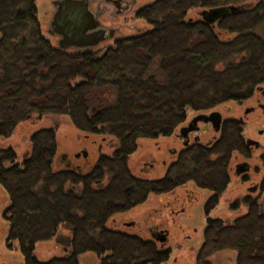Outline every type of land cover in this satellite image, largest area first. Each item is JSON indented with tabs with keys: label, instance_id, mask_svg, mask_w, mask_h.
Masks as SVG:
<instances>
[{
	"label": "trees",
	"instance_id": "trees-1",
	"mask_svg": "<svg viewBox=\"0 0 264 264\" xmlns=\"http://www.w3.org/2000/svg\"><path fill=\"white\" fill-rule=\"evenodd\" d=\"M220 6L238 9L214 25L186 19L191 10ZM135 17L150 30L103 50H60L43 36L35 0H0V137L32 115H56L85 137L115 140L113 154L98 155L92 166L58 165L52 129L32 133L19 164L9 145L0 146L7 240L17 242L23 264H79L88 255L95 264H166L168 251L106 223L186 184L211 193L208 213L229 185L232 155L247 157L240 123L227 120L216 142L182 150L158 180L136 178L127 165L139 141L170 137L186 110L248 103L261 90L264 0H156ZM244 204L246 213L231 225L207 220L195 264H211L224 250L235 251L234 264H264V214L258 200ZM60 224L71 231L69 254L37 261L35 245L54 238Z\"/></svg>",
	"mask_w": 264,
	"mask_h": 264
},
{
	"label": "rangeland",
	"instance_id": "rangeland-1",
	"mask_svg": "<svg viewBox=\"0 0 264 264\" xmlns=\"http://www.w3.org/2000/svg\"><path fill=\"white\" fill-rule=\"evenodd\" d=\"M56 0H35L37 9V19L43 36L49 39L52 46H56V38L47 32V18L49 11L51 12L52 3ZM92 2V0H90ZM130 3L128 11L116 14L113 18L111 8L108 4L104 5L108 16L99 17L109 28H118L120 31L112 40H103L97 48L103 50L105 47L112 45L115 41L135 37L141 32L150 30V25L145 21L137 19L135 12L141 7L150 4L156 0H126ZM104 9V10H105ZM200 10L194 9L188 12L186 19L192 21L200 20ZM106 15V14H105ZM105 18V21L102 20ZM149 76L158 79V73L150 71ZM257 101L264 105V85L261 90L254 93L253 97L245 103H230L225 105L229 109H233L232 114L223 113L224 118H233L238 120L243 118L242 131L246 137H252L261 143H264V134L259 138L256 136V128L264 127V108L256 109L253 112L243 115L245 108L257 107ZM221 110V109H220ZM196 115L190 110H186V120L188 122L192 116ZM201 127L202 125L199 124ZM41 129H52L55 132V141L57 145L56 163L62 166L60 156H65L66 161L81 164L87 162L90 166L95 164V159L100 154L110 156L114 152L115 140L108 136L85 137L76 131L69 120L65 116L46 115L37 117L32 115L30 119L20 123L9 138L0 137V146L9 145L16 153L17 163H21L24 156L30 149L29 139L32 133ZM168 138H158L156 140H142L138 142L136 151L127 158V165L131 174L140 179H158L164 176L166 167L175 160L178 152L183 150L180 140L175 133ZM219 134L210 131L199 139V143L205 145L213 138H217ZM193 136H191L192 140ZM95 140L93 143L92 141ZM215 140V139H214ZM175 150L174 154L169 151ZM86 151L87 157L79 156L74 158L75 154H81ZM259 151L254 152L253 156L248 160L252 168L246 175L247 180L243 181L240 177H236L229 172L230 183L227 189L217 198V204L213 209L205 214V205L211 197V193L204 190L196 189L192 184H187L180 189L173 191L167 195L152 196L142 205L124 213L115 215L107 223L106 226L115 231H122L135 235L143 240L153 241L150 236V230L154 225H160L163 229L168 230V243L163 250L170 252L169 260L166 264H172L173 260L178 261L175 264H194L196 249L199 248L202 238V230L204 229L207 219H217L224 225H231L236 218L244 215L247 207L244 204L246 197L251 200H258L259 210L264 214V193L259 190L252 193L247 191L249 186L258 184L264 174V169L258 160ZM235 155L232 157L230 166H233ZM61 159V160H60ZM237 161H241V158ZM163 163V164H162ZM189 192L198 194L197 199L191 203H185V195ZM198 192V193H197ZM192 199L194 197L190 195ZM177 200L178 202H176ZM167 205H170L167 207ZM8 206V198L5 192L0 188V214L5 207ZM184 207V211H182ZM191 207V208H190ZM158 209V210H157ZM174 220L175 222H172ZM172 222V223H171ZM182 224L183 229L178 228ZM196 228L199 232H193ZM149 229V230H148ZM8 223L1 218L0 215V264H23L24 258L21 255L17 242L7 241ZM71 231L64 225L60 224L56 235L49 241L37 243L34 247L33 256L39 262H47L53 258H61L70 252ZM159 248V244L155 242ZM184 256V258L182 257ZM235 251L224 250L213 254L209 258L211 264H234ZM184 259V260H183ZM96 259L92 255L83 256L79 260V264H95Z\"/></svg>",
	"mask_w": 264,
	"mask_h": 264
},
{
	"label": "flooded vegetation",
	"instance_id": "flooded-vegetation-1",
	"mask_svg": "<svg viewBox=\"0 0 264 264\" xmlns=\"http://www.w3.org/2000/svg\"><path fill=\"white\" fill-rule=\"evenodd\" d=\"M106 4H108V6L112 9L111 10V14L113 15V18L115 17V15L116 14H120V13H122V12H124V11H128V9L130 8V3L129 2H127L126 0H92V2H91V5H90V7H91V10L93 11V13H94V15L97 17V20L100 22V24L102 25L101 26V29H103L104 31H105V33H106V35L105 36H107V34L109 33V31L111 30V31H113L114 32V36L117 34V32H119L120 30L118 29V28H116V27H114V28H109V26H106L105 24H104V22L103 21H101L100 20V18L99 17H106V16H108V18H110L109 17V14H107L106 12H107V10L105 9V7H104V5H106ZM52 6V5H51ZM105 9V10H104ZM139 10V9H138ZM137 10V11H138ZM136 11V12H137ZM53 12H54V7L52 6V9H51V12H50V14L48 15V18H47V27H46V29H47V32H49L50 30H53V32H54V29L53 28H51V27H49L48 26V22H49V20L51 19V17H52V14H53ZM136 12H135V14H136ZM106 14V15H105ZM102 20H104L105 21V18H102ZM114 36L111 38V39H106L105 41H107V40H112L113 38H114ZM53 37H55L56 38V42H57V40H58V37L57 36H53ZM102 42H104V41H102ZM102 42H100L99 44H101ZM98 44V45H99ZM257 110L258 109H263L264 108V105L263 104H260V102L259 101H257ZM221 110H213V111H209V112H206V113H195L196 115H194V116H192V118H190L189 120H188V122H186L185 124H182V125H180L175 131H177L176 133H175V136L180 140V142H181V144H182V146H183V148L184 149H187V148H189V147H192V146H194V145H198V146H200V147H203V148H207V146H210L212 143H214V142H216L217 140H218V138H219V136H220V133H221V127H222V124L225 122V121H227V120H235V121H237L238 123H240V126H242L243 125V118L242 117H239V119L238 120H236V119H233V118H224L223 117V113H228V114H232L233 113V109L231 108V109H229L228 111H225V110H223L222 109V107L220 108ZM256 109H254V108H245V110H244V112H246V111H248V113H249V111L250 112H253V110H256ZM211 112H218L219 114H220V116H221V123H220V126H219V128H218V130L217 131H215L214 130V128H213V125H212V123L211 122H206V123H204V122H202V121H198V122H196V123H193L192 122V119L193 118H195V117H197L198 115H208L209 113H211ZM247 113H245L244 115H246ZM199 124H201L202 126L200 127L199 126ZM182 129H185L184 131L182 130ZM174 131V132H175ZM210 131H213L215 134H219V136L217 137V138H213L209 143H207V144H205V145H202V144H200L199 143V139L202 137V136H205L207 133H209ZM255 131H256V136L255 137H261V135L262 134H264V127H260V128H256L255 129ZM174 132H173V134H174ZM172 134V135H173ZM171 135V136H172ZM191 136H193V138H192V140H191ZM241 137H242V139H243V143H244V147H245V149H246V152H247V157H245V156H243V155H240V154H234L235 155V157H234V160L233 161H235L234 163H233V166L231 167L230 166V163H229V166H228V172H227V176H228V179H229V183H230V177H229V172H232V174L234 175V176H236V177H240L243 181H245V180H247L248 179V177L246 176L249 172H250V170H251V168H252V166H251V164L248 162V160L253 156V154H254V152H257V151H259V154H258V160L260 161V163H261V158L264 156V143H261V142H259L258 140H256V139H253L252 137H246L245 136V133L242 131V128H241ZM215 139V140H214ZM248 141H253V142H255L256 144H251V143H248ZM183 149V150H184ZM169 151V150H168ZM182 151V150H181ZM180 151V152H181ZM84 152V151H83ZM83 152H81V154H75V155H77L78 157L79 156H81L82 157V153ZM171 154H174L175 153V150H170L169 151ZM180 152H178L177 153V155H176V158H177V156H178V154L180 153ZM75 155H74V158H78V157H75ZM234 155H232V157L234 156ZM61 157V159L63 160V161H65V156H60ZM87 157V156H86ZM239 157L241 158V161H237L238 159H239ZM176 158H175V160H176ZM175 160L173 161V162H175ZM231 160H232V158H231ZM231 160H230V162H231ZM173 162H171L170 164H172ZM163 164V163H162ZM169 164V165H170ZM169 165L166 167V169H165V171H164V173H166V171H167V169H168V167H169ZM261 165H262V163H261ZM262 168L264 169V166L262 165ZM165 175V174H164ZM163 177V176H162ZM161 177V178H162ZM158 179H160V178H158ZM158 179H151V180H158ZM264 180V174H263V176L261 177V179H260V181L258 182V184H254V185H252V186H249L248 188H247V191H249V192H252V193H254V192H256V191H258L259 190V192H260V185H261V183H262V181ZM187 185V184H186ZM186 185H184V186H186ZM184 186H182V187H184ZM181 187H179L178 189H180ZM197 189V188H196ZM227 189V188H226ZM177 190V189H176ZM200 190V189H199ZM175 191V190H174ZM198 193V192H197ZM168 194H170V193H168ZM164 195H167V194H164ZM190 195H192L193 197H194V199H192L191 197H190ZM197 196H198V194L196 195H194V192H189V194L188 195H185V203H187V204H189V203H191L190 205H191V207H192V205H193V202H195L196 201V199H197ZM176 202H178L177 200H175ZM168 206H170V205H167V207ZM190 207V208H191ZM137 208V207H136ZM184 207H182V211H184V209H183ZM6 209H7V207H5V209L4 210H2V213L0 214L1 215V218L2 219H4V220H6V215H5V211H6ZM135 209V208H134ZM133 210V209H132ZM158 210V209H157ZM131 211V210H130ZM211 211V210H210ZM209 211V212H210ZM129 212V211H128ZM127 213V212H126ZM205 214H208L207 212H204ZM121 214H124V213H121ZM117 215H119V214H117ZM207 220H209V219H207ZM7 221V220H6ZM172 222H175L174 220H172ZM171 222V223H172ZM8 223V222H7ZM207 223V222H206ZM206 226V225H205ZM178 228H180V229H183V226H182V224H179L178 225ZM204 229H205V227H204ZM204 229L202 230V233H201V235H202V238H201V243H200V246H199V248L198 249H196V254H195V258H194V264H195V259H196V255H197V253H198V251L200 250V247H201V245H202V243H203V233H204ZM149 230V229H148ZM120 232H122V231H120ZM193 232H196V233H198L199 231L196 229V228H194L193 229ZM125 233V232H124ZM150 236H151V238H152V240H154V244L156 245V243L155 242H157L158 244H159V249H161V250H163V248H164V246L168 243V239H169V235H168V230L167 229H163L160 225L158 226V225H154V227L150 230ZM163 237H165L166 238V240H165V242H163V243H160L159 242V240L161 239V238H163ZM8 241V240H7ZM157 246V245H156ZM158 248V247H157ZM164 251H168L169 252V249L167 250H164ZM170 253V252H169ZM169 257H170V254H169ZM183 258H184V256H182ZM184 260V259H183ZM178 260L177 259H175V260H173V262H172V264H175L176 262H177Z\"/></svg>",
	"mask_w": 264,
	"mask_h": 264
},
{
	"label": "water",
	"instance_id": "water-1",
	"mask_svg": "<svg viewBox=\"0 0 264 264\" xmlns=\"http://www.w3.org/2000/svg\"><path fill=\"white\" fill-rule=\"evenodd\" d=\"M90 5V0H56L52 3L54 12L48 22V26L53 28L54 32L50 30L49 34L58 37L56 42L58 49H93L103 40L111 39L114 36V32L111 30L105 36L106 33L101 29L102 25L97 20ZM237 9L235 6L214 7L201 10L199 16L205 24L214 25L228 13ZM222 109L228 111L229 107L224 105ZM245 113H248V111ZM198 121L211 122L214 130L217 131L221 123V116L218 112H211L208 115H198L192 119L193 123ZM182 130L184 131L185 129ZM248 143L256 144L253 141H248ZM77 155L75 157H78ZM86 156L87 152L84 151L82 157L86 158ZM165 240L166 238L163 237L159 242L163 243Z\"/></svg>",
	"mask_w": 264,
	"mask_h": 264
},
{
	"label": "crops",
	"instance_id": "crops-1",
	"mask_svg": "<svg viewBox=\"0 0 264 264\" xmlns=\"http://www.w3.org/2000/svg\"><path fill=\"white\" fill-rule=\"evenodd\" d=\"M49 14H50V11H49Z\"/></svg>",
	"mask_w": 264,
	"mask_h": 264
}]
</instances>
